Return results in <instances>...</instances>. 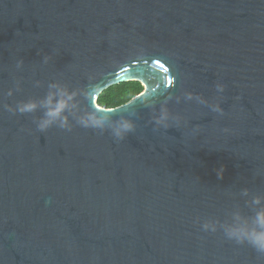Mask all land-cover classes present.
<instances>
[{
	"label": "water",
	"instance_id": "95a60500",
	"mask_svg": "<svg viewBox=\"0 0 264 264\" xmlns=\"http://www.w3.org/2000/svg\"><path fill=\"white\" fill-rule=\"evenodd\" d=\"M262 212L264 0H0V264H264Z\"/></svg>",
	"mask_w": 264,
	"mask_h": 264
},
{
	"label": "clouds",
	"instance_id": "9594fccd",
	"mask_svg": "<svg viewBox=\"0 0 264 264\" xmlns=\"http://www.w3.org/2000/svg\"><path fill=\"white\" fill-rule=\"evenodd\" d=\"M72 97L71 95L67 96V99H61L57 102L54 106L49 108L47 113L48 120L44 121L41 127H45L47 124L51 123L52 120L58 118L63 110L67 107V100H70ZM35 107L34 104L26 105L22 110L23 111H31ZM95 125H99V121H93ZM132 125L129 122H123L119 128L116 129V135L121 136L124 132L131 130ZM257 223L261 226H264V212L257 214ZM250 242L257 247L258 249L264 251V231H257L254 233L249 234Z\"/></svg>",
	"mask_w": 264,
	"mask_h": 264
},
{
	"label": "trees",
	"instance_id": "16d2710c",
	"mask_svg": "<svg viewBox=\"0 0 264 264\" xmlns=\"http://www.w3.org/2000/svg\"><path fill=\"white\" fill-rule=\"evenodd\" d=\"M144 88V84L139 80L121 82L104 90L98 97V104L108 108L122 105Z\"/></svg>",
	"mask_w": 264,
	"mask_h": 264
}]
</instances>
